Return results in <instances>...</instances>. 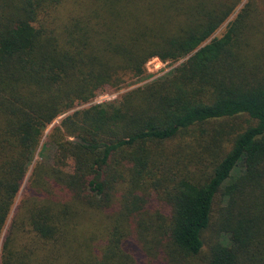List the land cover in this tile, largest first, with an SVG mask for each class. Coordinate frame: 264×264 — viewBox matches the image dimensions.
I'll return each instance as SVG.
<instances>
[{"label": "trees", "instance_id": "obj_1", "mask_svg": "<svg viewBox=\"0 0 264 264\" xmlns=\"http://www.w3.org/2000/svg\"><path fill=\"white\" fill-rule=\"evenodd\" d=\"M242 2L0 0V264H264V0ZM154 56L183 61L75 109ZM70 110L71 169L32 167L1 240Z\"/></svg>", "mask_w": 264, "mask_h": 264}, {"label": "rangeland", "instance_id": "obj_2", "mask_svg": "<svg viewBox=\"0 0 264 264\" xmlns=\"http://www.w3.org/2000/svg\"><path fill=\"white\" fill-rule=\"evenodd\" d=\"M244 2H245V0H243V2L241 3L240 6H242V4ZM224 25L225 24H223L222 27H220L216 31L215 35H220L222 33ZM182 61H183V59L179 60L178 62H167V64H165L163 67H161L156 72H147L146 71V74L144 76H142L140 78H132L118 88H106L102 91H99L94 95L93 98H91V100L88 103L78 105L75 107V109L81 108V107H84L87 105L118 104L122 95L125 94L127 91H129L130 89H134L138 86L145 85L146 83L150 82L151 80H153L156 77H162L164 75H167L174 66L181 63ZM96 97L98 100L101 101L98 104L95 102ZM73 110H70V111L58 116L45 129L43 137H42L40 145H39V148L34 155V160L32 161V163L28 169L24 183H23L21 189L19 190L17 198L15 200V203L12 207V210H11V213L9 215L8 222H7V225L4 229L1 240H3V237H4L5 232H6V228L8 227L12 216L16 212V209L18 207V203L20 202L22 196L25 193V188L27 186L28 177L32 171V167L38 163H42V164L46 163V164H54L55 166L59 167L62 170H65V171H69L71 169V164H72L71 159L67 155L61 156L58 154V152L56 151L55 144H53L50 141L49 134L54 130V127H56L60 124L61 119ZM227 122H228L229 126H227L225 128V130L228 131L229 134L225 135V136H231V134H233L234 132H236L238 130L243 129L249 123L246 115H241L240 117L232 118ZM42 146H43V148H42ZM190 159H191V155H189L185 160H183V163L186 165H190V163L194 162V160L189 162ZM150 202L157 204L156 197L154 198V196H152V198L150 199ZM153 203H150V205H149L150 208L152 209V211L156 207V205H154ZM166 216H168V215H166ZM204 239H205L204 249H206L207 244L213 240V228L205 231Z\"/></svg>", "mask_w": 264, "mask_h": 264}, {"label": "built area", "instance_id": "obj_3", "mask_svg": "<svg viewBox=\"0 0 264 264\" xmlns=\"http://www.w3.org/2000/svg\"><path fill=\"white\" fill-rule=\"evenodd\" d=\"M165 64H167V62H164V61L160 60L157 56H154L147 61L146 65H145L146 71L147 72H156L161 67H163ZM95 102L98 104L101 101L98 100L96 97Z\"/></svg>", "mask_w": 264, "mask_h": 264}]
</instances>
